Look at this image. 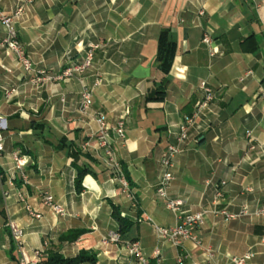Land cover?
<instances>
[{"label": "crops", "instance_id": "1", "mask_svg": "<svg viewBox=\"0 0 264 264\" xmlns=\"http://www.w3.org/2000/svg\"><path fill=\"white\" fill-rule=\"evenodd\" d=\"M23 4L0 0V11L10 15ZM14 29L34 71L52 76L82 61L91 44L99 48L84 74L35 85V72L0 45V264H21L11 223L24 230V251L38 264L50 253L96 258L82 264H136L126 250L130 241L154 264H227L248 252L254 254L248 264H264V0H33ZM164 31L176 44L168 74L158 63ZM206 32L214 40L213 58L202 41ZM6 38L0 24V42ZM203 83L215 99L188 130L168 198L182 201L185 214L210 213L197 232L202 248L192 241L177 248L155 228L179 224L157 194L160 161L196 112ZM85 87L92 104L84 114ZM158 87L164 99L149 101ZM99 116L111 125L125 121V141L113 138V147L129 193L105 166V151L93 137ZM16 151L27 162L22 170L13 160ZM47 194L63 215L44 204ZM27 206L42 218H31ZM114 207L131 223L118 244L105 242L119 230ZM244 208L250 215L234 220L214 213Z\"/></svg>", "mask_w": 264, "mask_h": 264}, {"label": "built area", "instance_id": "2", "mask_svg": "<svg viewBox=\"0 0 264 264\" xmlns=\"http://www.w3.org/2000/svg\"><path fill=\"white\" fill-rule=\"evenodd\" d=\"M23 1L24 4L20 6L13 14L9 15L0 11V24L3 25L7 30V38L0 42V45H7L10 50L17 54L18 59L25 71L28 73H34L35 71L33 69V64L30 59L26 57L24 51L22 50L20 43L18 42L17 32L14 29L15 21L24 13L25 4L33 2V0ZM203 14L204 12L200 13V15ZM202 41L205 45L211 48L210 56L212 58L215 57L217 53L213 49L214 40L208 32L204 33ZM98 48L99 45L91 44L86 50L85 57L82 59V61L70 65L56 76H52L45 70H38L35 72V77H33L30 82L37 85L43 83V81L45 80L65 81L73 78L76 75H82L92 67L95 51ZM201 90L203 97L198 105L196 112L184 121L183 125L181 126L180 133L177 136L176 143L170 144L168 146L166 154L160 161L162 178L157 188V194L160 198L166 199L167 207L172 212L177 214L179 224L171 228L159 226H156L155 228L160 239L172 244L177 248H181L186 241H192L197 247L202 248V243L197 236V232L202 226L205 225L208 214L210 213L208 211H203L196 214H185L181 212V206L183 205L182 201L171 200L168 198V191L173 181L175 180V176L173 174L175 160L177 156L183 152V145L188 139V130L195 123L198 115L208 110L215 99L213 90L209 86H207V84L203 83L201 85ZM91 104L92 90L85 87L81 94V111L84 114L87 113L91 108ZM97 123L99 129L93 137L97 140L99 147L105 151L106 158L104 160V164L108 169L114 171L117 174L118 180L124 188V192L129 193V182L122 172L120 163L116 158L113 147V138H116V140L125 141V121L124 119H121L116 124L111 125L105 121V118L103 116H99L97 119ZM4 128V119L0 117V154L4 152ZM248 136H250V134H248ZM12 156L19 170H22L27 165L26 160L21 157L20 151L14 152ZM23 178L27 180L26 177L23 176ZM225 185L226 182L223 181L220 182L217 186L216 197L218 199V202L223 198L222 189ZM129 196L131 197V195ZM21 200L24 201V198L21 197ZM43 202L45 205L49 206L56 214H64V210L54 203V198L52 195H45L43 197ZM26 209L31 218H42V215L34 210L31 206H27ZM214 213L222 215L227 220H234L250 215V212L247 208H244L238 214L230 213L226 210L215 211ZM148 220L151 221L150 218H148ZM9 230L12 236H14L17 241L18 252L22 256L21 264H38L35 260L29 258L24 251V230L15 223H11L9 225ZM105 242L118 244L121 242V234L119 233V231L110 232L108 238L105 239ZM126 250L128 254L136 261V264H154L143 253L138 241L127 242ZM205 251L209 257H213V251L211 249L207 248ZM155 255L156 257H159L160 252L157 250L155 252ZM253 257L254 254L252 252H248L240 257L229 258V263L227 264H248V262L251 261Z\"/></svg>", "mask_w": 264, "mask_h": 264}, {"label": "trees", "instance_id": "3", "mask_svg": "<svg viewBox=\"0 0 264 264\" xmlns=\"http://www.w3.org/2000/svg\"><path fill=\"white\" fill-rule=\"evenodd\" d=\"M175 53H176V44L173 41H171L169 37V32L167 31L162 32L159 38L158 63L163 73L168 74L170 72L175 57ZM165 95L166 93L164 87H158L148 95L147 99L149 101H162ZM86 173L87 170H82L78 175L77 188L79 191L82 190V179ZM113 217L119 224V230H118L119 233L121 234V236H124L127 233L129 227L131 226V223L129 222V220L122 217L120 211L116 207H114L113 210ZM87 262L95 263L96 258L94 256L81 254L80 256L73 259H66L59 254L50 253L48 257L39 264H82Z\"/></svg>", "mask_w": 264, "mask_h": 264}]
</instances>
